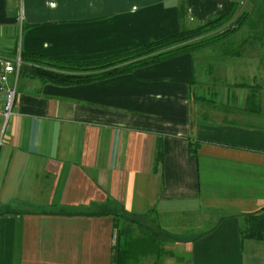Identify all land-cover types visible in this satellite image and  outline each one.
Returning a JSON list of instances; mask_svg holds the SVG:
<instances>
[{
    "label": "crops",
    "instance_id": "obj_1",
    "mask_svg": "<svg viewBox=\"0 0 264 264\" xmlns=\"http://www.w3.org/2000/svg\"><path fill=\"white\" fill-rule=\"evenodd\" d=\"M232 3L228 52L72 87L20 75L0 117V264H264L240 233L264 210V0H0V50L96 62Z\"/></svg>",
    "mask_w": 264,
    "mask_h": 264
},
{
    "label": "trees",
    "instance_id": "obj_2",
    "mask_svg": "<svg viewBox=\"0 0 264 264\" xmlns=\"http://www.w3.org/2000/svg\"><path fill=\"white\" fill-rule=\"evenodd\" d=\"M240 6L232 3L227 11L209 22L194 29H184L162 40L151 42L138 50L116 55L102 60L87 62H70L56 60L46 55L20 53L22 74H29L43 82L58 86H71L94 83L97 81L129 74L134 69L147 67L171 60L183 54H197L211 50L223 43L225 52L228 38L243 26L246 18ZM255 95L250 96L253 100ZM129 218H137L127 215ZM241 227L242 237L246 240L264 241V210L245 216Z\"/></svg>",
    "mask_w": 264,
    "mask_h": 264
},
{
    "label": "built area",
    "instance_id": "obj_3",
    "mask_svg": "<svg viewBox=\"0 0 264 264\" xmlns=\"http://www.w3.org/2000/svg\"><path fill=\"white\" fill-rule=\"evenodd\" d=\"M21 54L15 58L0 57V117L6 125L13 115L17 100L18 80L21 75ZM1 144V143H0Z\"/></svg>",
    "mask_w": 264,
    "mask_h": 264
},
{
    "label": "rangeland",
    "instance_id": "obj_4",
    "mask_svg": "<svg viewBox=\"0 0 264 264\" xmlns=\"http://www.w3.org/2000/svg\"><path fill=\"white\" fill-rule=\"evenodd\" d=\"M250 20H252V22L254 23L255 22V20H256V16L254 15ZM198 26H196V27H193V28H191V29H194V28H197ZM253 40H254V38H253ZM254 42H257V41H254ZM17 48L19 49V44L17 45ZM19 53L20 52H17V54H12V52H3L2 50H0V55H4V54H9V55H15V56H13V57H17L18 55H19ZM227 85V84H226ZM228 86V85H227ZM216 93H218V91H216ZM252 96L253 95H255V94H251ZM249 104H254V105H257V98H256V96L255 97H253V100H249Z\"/></svg>",
    "mask_w": 264,
    "mask_h": 264
}]
</instances>
